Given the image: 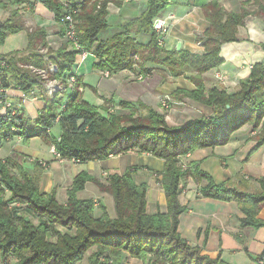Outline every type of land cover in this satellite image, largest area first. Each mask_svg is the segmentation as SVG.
<instances>
[{
    "label": "trees",
    "instance_id": "trees-1",
    "mask_svg": "<svg viewBox=\"0 0 264 264\" xmlns=\"http://www.w3.org/2000/svg\"><path fill=\"white\" fill-rule=\"evenodd\" d=\"M32 1L13 0L18 4L29 2L33 7L38 0ZM41 2L61 24L62 36L66 30L62 19L67 11L72 13L77 40L84 50L92 53L97 69L112 74L122 70L135 72L137 65L138 72L146 76L152 73L153 64L161 66L166 63L165 68L173 76L190 70L189 79L194 88L175 90L173 97H188L211 107L213 111L208 116L170 125L164 113L142 101L109 99L104 101L110 104L106 106L86 100L80 91L82 82L78 75L74 92L68 95L69 99L59 111L55 110L58 102L44 92L42 79L21 65L45 69L50 61L56 63L58 70L50 73L49 77L67 84L69 77L75 74L80 50L75 49L72 43H64L51 53L48 61L45 60L38 52L46 45L45 27L27 31L25 25L17 20L18 12L14 10L0 25V43L3 44L9 34L26 31V48L33 52L31 56L20 55V50L0 53V58L6 62L5 67H0V90L19 89L26 95L34 96L38 89L45 107L33 121L23 105L15 104L14 113L11 110L0 111V143L16 135L48 138L53 125L59 124L60 135L53 139L56 150L80 163L105 160L111 155L130 151L150 153L165 161L161 184L167 198V211L147 212L148 185L145 182L136 183L135 170L131 168L122 174L111 173L107 183L86 171L82 172L68 189L66 203L61 204L54 195L42 193L24 168L19 169L21 178H14L6 176L5 164L2 163L1 171L5 175L2 182L11 191L10 198H4L0 189V235L5 241L3 259L19 254L20 261L16 264H77L93 249L88 256L89 264H126L130 257L141 260L143 264H229L221 257L212 258L203 254L201 247L190 245L182 237L178 230L179 216L187 210V206L181 203L179 197L191 178L199 182L207 180L208 184L200 189L201 196L236 200L245 214L242 225L260 228L264 227V220L257 218V214L264 202V177L258 179L261 191L240 192L228 181L217 183L210 173L199 168L198 161L185 165L182 158L199 149L227 144L235 131L245 124H250L251 139L255 141L248 157L264 145V61L255 63L249 76L231 92L216 86L208 88L204 80L205 73L224 62L222 45L236 41L239 27L258 11L243 5L239 11H228L220 0L203 4L207 26L205 34L197 37L196 41L201 42L205 50L193 52L183 48L169 50L158 43L159 36L153 29V21L165 12L170 0H148L146 9L138 17L101 39L99 35L110 26L107 2ZM2 8L6 9V5L3 4ZM259 9L264 12L263 6ZM143 34L149 35L147 41L139 39ZM92 44L95 46L91 49L89 45ZM261 47L264 49V44ZM136 55L144 63L137 64L134 60ZM5 97L4 92L0 93V107ZM89 180L112 195L114 217L104 203L99 202L97 206L93 199L78 196ZM96 209H99V215L95 213ZM24 250H28L29 254H23ZM255 259H264V250Z\"/></svg>",
    "mask_w": 264,
    "mask_h": 264
},
{
    "label": "crops",
    "instance_id": "crops-1",
    "mask_svg": "<svg viewBox=\"0 0 264 264\" xmlns=\"http://www.w3.org/2000/svg\"><path fill=\"white\" fill-rule=\"evenodd\" d=\"M124 1L128 3V1ZM124 1H122V3ZM209 1L210 0H170L171 3L169 7L172 8V12L179 20L175 21L170 28L166 40L167 49L171 50L176 48L178 42H181V48L183 49H189L193 52L203 51V48L196 44L194 33L199 35L201 31L206 30L207 22L204 18L202 6ZM244 1L245 0H220L221 4L228 11H239ZM40 6L45 9L44 11H48L39 3H35L33 8L38 13L40 12L41 15H44L45 13L43 9L40 10ZM120 6L116 7V9L118 8L116 10L118 13L121 12ZM108 10L110 11V7ZM7 17L8 12L4 10V14L0 17V23L2 24ZM194 22H197L198 26L193 24ZM198 30L201 31L198 32ZM10 35L11 34L8 36ZM237 37L238 39L236 41L227 42L222 45L221 56L224 62L220 66L204 74V80L208 88L216 86L225 88L231 92L238 87L242 79L249 76L255 63L264 61V49L261 47V45L264 44V15H257L247 19L245 24L239 27ZM26 46L27 42L23 48ZM87 61L88 72L90 71L91 73L89 76L94 75L93 83L86 79V77H89L86 75L88 72L85 73L82 70L83 66H87ZM95 61V58H92L90 54L86 62L82 64L83 66L76 65L75 67L78 69L74 68L75 72L80 69V74L77 72L78 76H81L80 79L82 82L80 91L86 100H89L87 96H90L93 98V103L95 104H98L99 100L104 98L115 99L117 101H142L146 105L155 108L151 102L144 100V97L148 99L153 97L154 89L150 88L151 86L148 81L150 80L149 76L155 73L156 68H153L152 73L146 76L138 71L133 72L131 70H122L118 73L109 74L108 71H102L94 67ZM164 69L168 72L169 76L174 79L181 77L186 78L187 71L183 75L173 76L166 68ZM216 73L223 75L221 81L216 77ZM190 75L191 74L187 76L188 79ZM133 79H139V83L129 82ZM190 84L191 86L188 87L185 85L172 87L169 89L168 95L171 94L173 97V92L179 88H194V84L192 82ZM8 93L12 102L16 105H23L24 111L30 118H33V120H36L39 113L45 107V101L38 89L34 96L26 95L25 92L13 88H10ZM187 99L197 103L203 108V112L201 111L199 115L191 117L188 121L202 116H208L212 113L213 109L211 107L205 106L188 97ZM14 101L23 103L19 104ZM249 128L250 124L243 125L235 131L232 138L225 145L215 148H203L197 151L207 150L208 153H205V156H210L211 158L219 157L217 153L218 150L221 151L220 157L227 156L231 159L236 158L240 154L243 155L247 151L249 152L255 142L251 139L253 133H250ZM241 147L242 149L238 151ZM197 151L187 154L190 158L189 161H198L199 168L204 170L202 168L203 159H193ZM239 152L240 154L237 155ZM124 157H127L124 163L120 162V160L113 164L110 162L117 158ZM246 160L247 162L239 167L237 180L229 178L224 181H228L233 187L236 186L238 188L237 190L240 192H259L261 191V186L258 179L264 177V145L253 152L249 157H246ZM96 162L101 167L103 166L109 175L115 172L122 174L127 168L134 169L136 183L140 184L145 182L148 185L147 212L156 213L158 211H167V198L161 184V175L165 169L164 159H160L150 153L130 151ZM147 162L151 165H148ZM222 163L224 166H228L226 160H223ZM204 171L210 173L208 170ZM214 180L217 183L224 182L223 180L218 181L215 178ZM203 185V181L199 182L191 178L179 197L181 203L187 206V210L179 216L178 230L182 237L185 238L190 245L201 247L203 254H207L212 258L221 257L222 260L229 264H259L255 258L262 254L264 250V227L255 228L250 225L243 226L242 219L245 217V214L240 209L238 202L236 200L226 201L201 196L200 189ZM190 190L193 192L192 195H190ZM98 195L101 198L100 203L102 204L104 200L112 197V195L107 193H99ZM65 200H67V198ZM96 210L98 211L99 209ZM257 218L264 220V202L260 206ZM126 264H143V262L137 258L130 257Z\"/></svg>",
    "mask_w": 264,
    "mask_h": 264
},
{
    "label": "rangeland",
    "instance_id": "rangeland-1",
    "mask_svg": "<svg viewBox=\"0 0 264 264\" xmlns=\"http://www.w3.org/2000/svg\"><path fill=\"white\" fill-rule=\"evenodd\" d=\"M34 1V0H33ZM32 1V2H33ZM93 3H99L102 4L103 2H107L108 8L110 7L109 15H108V21H109V29L102 32L101 35H99V39L109 37L112 33L117 32L122 28L123 25H125L130 19L133 17H138L147 6L148 0H90ZM122 1H124L122 3ZM39 4H42L43 7H45L48 11H44L40 6V10L43 9L44 15H41L40 12L38 13L36 10H34L33 7L30 6L29 2L18 4L17 2H13V0H0V17L2 14H4V10L8 12V17L10 13H12L14 10L18 12V19L20 20L24 25L27 31H31L36 29L39 26H43L46 29L47 36H46V45L42 46L41 49L38 51L42 56H44V59L48 61L47 58L52 55L51 53H54V50H57L61 44L64 43H72L71 40H69L65 35H61V24L57 22L54 18L53 13L45 6L41 0H38ZM6 5V9L3 10L2 5ZM113 5V6H112ZM120 6L121 12H116V7ZM264 7V0H245L243 2V7H246L250 10H256L258 11V14L255 16L264 15V12H261L259 7ZM169 7V6H168ZM175 11V10H174ZM168 12H172V8H168L165 10V14H168ZM175 15V14H174ZM7 17V18H8ZM158 17V16H157ZM195 18V16H194ZM5 21V20H4ZM168 26V32L166 33L165 40L163 41V45L161 47L166 48V40L168 38V33L170 28L172 27L171 21L169 22ZM196 26H198L197 22H194ZM1 25V23H0ZM154 29V28H153ZM134 30V29H133ZM155 31V30H154ZM201 30H198L200 32ZM157 34V33H156ZM205 34V31H201L198 34L194 33L195 39L197 37L203 36ZM149 38V35L143 34L139 36V39L142 41H147ZM27 42V36L26 32L21 31L19 33L11 34L6 38L5 42L3 44L0 43V52L1 53H8L15 50H20V55L23 56H31V53L33 51L28 50L25 46ZM195 42H197L195 40ZM198 44V42L196 43ZM73 45V43H72ZM71 45V47H72ZM93 45V44H92ZM95 45L89 47L92 49ZM70 47V48H71ZM22 48V49H21ZM205 50V49H203ZM202 51V50H201ZM203 52V51H202ZM92 54V53H91ZM134 60L136 63H144L143 59L140 56H135ZM88 61L86 62L87 65ZM166 64V63H165ZM165 64L157 65V63L152 65V68H156L155 73L149 76L150 88L154 89V94L151 99H148L144 97V100H147L148 102H151L154 107L159 111L165 114L166 120L171 124H180L185 123L191 117L197 116L200 114V112H203V108H201L200 105L197 103H194L191 100H188L187 97H184L182 99H175L171 96V94L168 95L169 89L175 86H191V80L187 78L189 74H191L190 70H186V78L181 77L174 79L173 77L169 76L168 72L164 69L167 67ZM23 68L27 69L30 73L34 74L37 78H41L42 76L34 71L29 64L27 65H21ZM83 66V65H82ZM36 68V67H35ZM82 68V67H81ZM137 71L139 68L137 65L134 67ZM75 69H78L75 67ZM85 73L88 72V65L83 66L82 69ZM140 70V69H139ZM77 72L80 74V69L77 70ZM110 74V72L108 71ZM91 73L90 71L87 76H89ZM93 77L94 75H91L89 77H86L89 82L93 83ZM144 79V78H143ZM181 79V80H180ZM142 80V79H141ZM179 80V81H178ZM191 81V82H190ZM221 81V80H220ZM129 82H138L139 79ZM168 88V89H166ZM180 89V88H179ZM184 89V88H181ZM74 92V91H72ZM71 93H64L61 94L57 91L53 93V100L55 99L58 102V105L55 106V110L59 111L58 109L65 104V102L69 99L68 95ZM56 94L59 96L56 97ZM69 95V96H70ZM49 96V95H48ZM88 99L91 102H94L93 98L90 96H87ZM24 99V98H23ZM110 98H104L102 100H99L98 105H101L104 103L105 100H109ZM18 102L20 101H14ZM106 106L108 105L106 102L104 103ZM0 110L2 111V107H0ZM144 114H147V112H144ZM29 117V116H28ZM31 121H33V118H31ZM13 132H17L13 130ZM61 132V127L59 124H54L53 127L50 130L49 137H30V138H24L20 135L11 136L9 139L7 138L5 141L0 143V189L4 192V198H10L11 191L9 187L2 182V178L5 177L1 171V164H5L4 171L11 177L14 178H21L20 174L21 171L19 169L24 168L28 174L32 177L34 181L37 182L39 189L42 193L46 194V196L54 195L58 203L65 204L67 200H65L67 197V191L74 185V181L79 177V175L86 171L92 176L99 179L101 182L107 183V178L109 176V173H107L106 169L101 167L96 161H89L87 163H80L76 159H68L64 157L61 153L57 151L56 153H53L52 147L54 146L53 139L58 138ZM49 141V142H48ZM243 147V146H242ZM241 148H239L238 151H240ZM226 150V149H225ZM208 153L207 150L203 151H197L196 154H194V158L203 159V165L202 168L204 170L210 171L213 178L217 179L218 181H224L225 179H238L237 174L239 173V167L244 165V163L247 162L246 157H248V151L244 153L243 155L239 153L236 158H231L227 156H222L221 151L218 150L219 157H210L205 156ZM224 155V154H222ZM111 156H118V155H111ZM110 156V157H111ZM127 157L124 158H117L113 161H110L113 163L118 162H125ZM148 159V158H146ZM189 156L186 155L182 158L183 163L187 165L189 161ZM223 160H226L228 163V166L223 165ZM148 161V160H144ZM212 161V162H211ZM148 165H151L149 162H147ZM216 164V165H213ZM21 167V168H20ZM155 167V166H154ZM225 171V172H224ZM111 174V173H110ZM236 177V178H235ZM188 184V183H187ZM203 186L208 184L207 180H203ZM187 186V185H186ZM231 186V185H230ZM236 189H238L235 186ZM99 193H107L103 192L100 187L95 183V181H86L83 187V190L78 192V196L80 198H91L96 202V205L98 206L99 202H101V198L98 195ZM109 194V193H107ZM193 192L190 190V195H192ZM99 198V199H98ZM113 198H107L104 200L105 205L107 206V209L111 213V216H115V210L113 207ZM17 204V203H16ZM14 204H10V206H13ZM100 213L98 210L95 212L96 214ZM34 222H37V220H33ZM60 230L65 232V229L60 227ZM50 240H56V239H50ZM5 246L4 236L0 235V264H16L20 261L19 254H14L13 256L7 258L6 260L3 259V247ZM93 249L89 250L87 252V255L85 258L77 263V264H89L88 256L91 254ZM23 254H29L28 250H24ZM44 264V263H43Z\"/></svg>",
    "mask_w": 264,
    "mask_h": 264
},
{
    "label": "built area",
    "instance_id": "built-area-1",
    "mask_svg": "<svg viewBox=\"0 0 264 264\" xmlns=\"http://www.w3.org/2000/svg\"><path fill=\"white\" fill-rule=\"evenodd\" d=\"M179 19L174 15L173 12H168V14H165V12L156 17L153 21V28L157 32L159 38L158 43L159 45H163V41L165 40L166 33L168 32V26L170 25L169 22L173 24L175 21H178ZM62 22L65 23L66 30H65V36L72 41L74 48L77 50H80V53L77 58V65H82L86 62L87 58L91 53L84 50L82 46L79 44L76 36V30H75V24L73 21L72 13L67 11V13L64 16V19H62ZM170 31V30H169ZM199 47H203L201 42H198L197 44ZM46 59L49 60V58L46 57ZM6 62L2 58H0V67H5ZM30 67L38 72L42 76V85L44 92L49 95L50 97H53L54 92H60L61 94L64 93H71L74 90V85L76 82V75H78L77 72L75 74L71 75L68 79V83L64 84L61 82L60 79H51L49 77L50 73H54L58 70V66L56 63L49 62V67L45 69H39L35 68L34 66L30 65ZM216 77L219 80H222L223 75L220 73H216ZM9 90V89H8ZM8 90H0V93H5L6 97L4 102L2 103V113L6 112V110H11L12 113L15 112V104L11 101L10 95L8 93ZM33 93V92H32ZM53 153L57 154V150L55 147H52ZM75 160V159H74ZM259 264H264V259H261L258 261Z\"/></svg>",
    "mask_w": 264,
    "mask_h": 264
},
{
    "label": "water",
    "instance_id": "water-1",
    "mask_svg": "<svg viewBox=\"0 0 264 264\" xmlns=\"http://www.w3.org/2000/svg\"><path fill=\"white\" fill-rule=\"evenodd\" d=\"M181 46H182L181 42H178L176 49L177 50H180L181 49Z\"/></svg>",
    "mask_w": 264,
    "mask_h": 264
}]
</instances>
